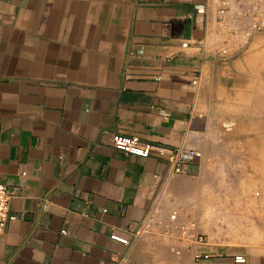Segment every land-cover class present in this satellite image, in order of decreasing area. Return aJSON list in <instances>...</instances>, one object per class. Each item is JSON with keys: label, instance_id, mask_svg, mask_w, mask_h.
<instances>
[{"label": "crops", "instance_id": "1", "mask_svg": "<svg viewBox=\"0 0 264 264\" xmlns=\"http://www.w3.org/2000/svg\"><path fill=\"white\" fill-rule=\"evenodd\" d=\"M201 2L0 0V182L10 196L0 264H196V250L213 264L237 254L264 264V250L189 245L164 229L134 235L168 153L201 150L219 128L210 100L220 63L208 51L221 41L213 15L196 13ZM117 134L154 149L118 150Z\"/></svg>", "mask_w": 264, "mask_h": 264}, {"label": "rangeland", "instance_id": "2", "mask_svg": "<svg viewBox=\"0 0 264 264\" xmlns=\"http://www.w3.org/2000/svg\"><path fill=\"white\" fill-rule=\"evenodd\" d=\"M208 53L220 63L219 70H213L210 100L219 128L196 149L199 167L159 186L155 202L163 221L176 213L173 226L194 222L210 244L264 250V32L252 34L241 49L227 55L214 49ZM207 179L216 188L213 196L206 192L209 199L203 191ZM225 202L239 213L226 212Z\"/></svg>", "mask_w": 264, "mask_h": 264}, {"label": "built area", "instance_id": "3", "mask_svg": "<svg viewBox=\"0 0 264 264\" xmlns=\"http://www.w3.org/2000/svg\"><path fill=\"white\" fill-rule=\"evenodd\" d=\"M197 14L207 18L209 14L213 15L214 29L220 39V45L213 49L221 55H227L231 49H241L251 37L252 34L264 32V0H204V2L195 4ZM186 46L187 42H182ZM203 48H207V41L204 40ZM206 51V49H205ZM197 79L193 80L196 83ZM114 148L134 154L137 156H149L154 149L150 142H142L136 136L114 135ZM160 153H166L164 148L158 149ZM198 156L196 149L180 144L174 150L168 153V173L161 179L160 185L166 183L172 176L183 173V164L195 160ZM9 193L3 183L0 182V233L4 230L9 219ZM176 213L170 214L168 222L163 221L159 215V207L156 202L148 210L143 221L135 231V237L166 230L167 234L176 232L181 238L186 239L189 245L205 243V237L196 228L194 222H181L172 225L175 221ZM64 233V231H62ZM111 238L127 244V238L112 234ZM212 253L206 250H196L194 259L196 264H213L210 261ZM246 256L237 254L232 261L224 264H245Z\"/></svg>", "mask_w": 264, "mask_h": 264}, {"label": "bare ground", "instance_id": "4", "mask_svg": "<svg viewBox=\"0 0 264 264\" xmlns=\"http://www.w3.org/2000/svg\"><path fill=\"white\" fill-rule=\"evenodd\" d=\"M230 154H232V153H230ZM235 155V154H234ZM229 156V155H228ZM232 160V159H231ZM233 161V160H232ZM234 162H235V160H234ZM242 162H243V164L245 165V167L247 168L248 167V165H247V163L244 161V159L242 160ZM227 164H229L228 165V167L229 166H231L230 165V163H227ZM232 164V163H231ZM235 164V163H234ZM255 165V164H254ZM233 166V165H232ZM235 166H236V164H235ZM234 166V167H235ZM239 166V165H238ZM234 167H233V169H234ZM241 167V166H240ZM232 167H230L229 168V170L231 169ZM236 168V167H235ZM228 169V168H227ZM240 169H239V167H238V171H239ZM231 171V170H230ZM233 171H236L235 169L233 170ZM227 172H229L228 170H227ZM251 174H253V173H251ZM227 175V174H226ZM228 175H231V177L232 176H234L235 174H231L230 172H229V174ZM238 177V176H237ZM229 178V177H228ZM234 178V177H233ZM212 179V178H211ZM219 178H217V180H218ZM208 180V179H207ZM214 180V179H213ZM222 180V179H221ZM226 180V179H225ZM222 181H224V180H222ZM207 182H209V183H207L206 184V182H205V184H206V186L205 187H203V191L205 192V194L207 195L208 193H206L207 191L208 192H211L210 194H212V196H213V194L215 195V191H216V188L215 187H212V183H213V181H212V183L208 180ZM233 182H234V180H233ZM232 181H231V183H233ZM215 183V182H214ZM217 183V182H216ZM215 183V184H216ZM223 183V182H222ZM230 183V184H231ZM203 184V183H202ZM225 184H227L228 185V183H225ZM225 184H223V185H225ZM218 184H216V186H217ZM214 186V185H213ZM219 186V185H218ZM233 186V185H232ZM222 187H225L224 189H231L232 187H230V185L229 186H227V188H226V186H222V184H221V188ZM220 187H218L217 189H219ZM219 191V190H218ZM226 191V190H225ZM202 193V192H201ZM209 195V194H208ZM208 195H207V197H208ZM211 196V195H210ZM209 196V197H210ZM209 197H208V199H209ZM216 197V196H215ZM203 198H204V194H203ZM206 199V198H205ZM218 199V198H217ZM207 200V199H206ZM215 200V199H214ZM207 202V201H206ZM209 202V201H208ZM224 210H226V212H227V210H228V213H231L232 211H234L235 212V210H236V208H233L232 206H230V204H229V202H225L224 203ZM235 206H237L236 204H234ZM241 205V204H240ZM238 208H240V207H238ZM241 209V208H240ZM229 210H231V211H229ZM238 210V209H237ZM237 210H236V212H237ZM241 211V210H240ZM239 212H237V214H238ZM240 213H242V211L240 212ZM253 219V218H252Z\"/></svg>", "mask_w": 264, "mask_h": 264}]
</instances>
